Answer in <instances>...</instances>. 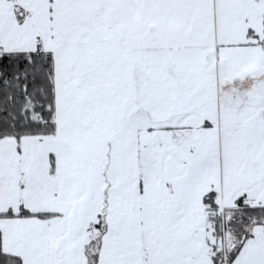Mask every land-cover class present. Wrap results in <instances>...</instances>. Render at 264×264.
I'll return each instance as SVG.
<instances>
[{"label":"snow or ice","instance_id":"6c2138e0","mask_svg":"<svg viewBox=\"0 0 264 264\" xmlns=\"http://www.w3.org/2000/svg\"><path fill=\"white\" fill-rule=\"evenodd\" d=\"M0 264H264V0H0Z\"/></svg>","mask_w":264,"mask_h":264}]
</instances>
